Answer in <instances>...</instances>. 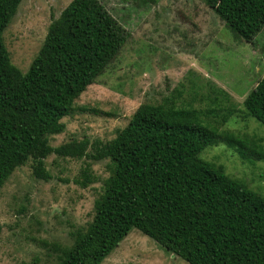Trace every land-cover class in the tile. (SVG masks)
I'll return each mask as SVG.
<instances>
[{
	"label": "trees",
	"instance_id": "trees-1",
	"mask_svg": "<svg viewBox=\"0 0 264 264\" xmlns=\"http://www.w3.org/2000/svg\"><path fill=\"white\" fill-rule=\"evenodd\" d=\"M22 0H0V189L44 160H107L108 177L92 219L72 235L55 264H101L132 229L187 264H264V196L200 154L224 144L249 163L264 159L253 140L204 126L186 109L142 104L115 138L87 156V140L53 148L73 104L116 58L129 33L99 0H72L48 26L26 72L10 60L3 33ZM233 38L253 43L264 27V0H206ZM244 116L264 127V75L243 100ZM83 171L82 186L91 183Z\"/></svg>",
	"mask_w": 264,
	"mask_h": 264
},
{
	"label": "rangeland",
	"instance_id": "rangeland-1",
	"mask_svg": "<svg viewBox=\"0 0 264 264\" xmlns=\"http://www.w3.org/2000/svg\"><path fill=\"white\" fill-rule=\"evenodd\" d=\"M72 0H22L3 33L11 63L26 72L48 26ZM129 33L116 58L75 100L65 131L53 148L87 140L95 155L124 128L142 104L182 108L217 132L255 141L264 153V127L244 116L243 100L264 75V27L253 43L232 33L206 0H99ZM200 158L264 196V159L252 163L224 144ZM107 160L87 157L44 160L50 179L17 168L0 189V264H55L72 235L92 219L108 177ZM87 170L91 183L82 186ZM101 264H187L132 229Z\"/></svg>",
	"mask_w": 264,
	"mask_h": 264
}]
</instances>
